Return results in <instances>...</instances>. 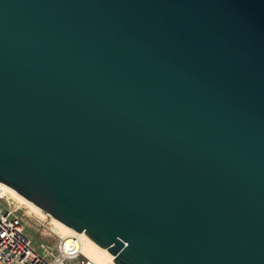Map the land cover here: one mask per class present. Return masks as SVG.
I'll use <instances>...</instances> for the list:
<instances>
[{
  "label": "water",
  "instance_id": "obj_1",
  "mask_svg": "<svg viewBox=\"0 0 264 264\" xmlns=\"http://www.w3.org/2000/svg\"><path fill=\"white\" fill-rule=\"evenodd\" d=\"M0 182L113 264H264V0H0Z\"/></svg>",
  "mask_w": 264,
  "mask_h": 264
},
{
  "label": "built area",
  "instance_id": "obj_2",
  "mask_svg": "<svg viewBox=\"0 0 264 264\" xmlns=\"http://www.w3.org/2000/svg\"><path fill=\"white\" fill-rule=\"evenodd\" d=\"M15 212L9 205H0V264H94L81 252L75 235H58L54 246L34 244Z\"/></svg>",
  "mask_w": 264,
  "mask_h": 264
},
{
  "label": "bare ground",
  "instance_id": "obj_3",
  "mask_svg": "<svg viewBox=\"0 0 264 264\" xmlns=\"http://www.w3.org/2000/svg\"><path fill=\"white\" fill-rule=\"evenodd\" d=\"M0 195L9 201L15 203L18 207H24L29 214H34L39 218H45L47 215L36 205L16 193L0 182ZM53 226H55L56 234L61 237L77 236L80 241V249L85 257L90 259L94 264H113L98 249H96L89 241L78 235L76 232L59 222L54 218H50ZM45 220V219H44ZM54 229V228H53Z\"/></svg>",
  "mask_w": 264,
  "mask_h": 264
},
{
  "label": "rangeland",
  "instance_id": "obj_4",
  "mask_svg": "<svg viewBox=\"0 0 264 264\" xmlns=\"http://www.w3.org/2000/svg\"><path fill=\"white\" fill-rule=\"evenodd\" d=\"M0 205H9L16 210V215L24 222L26 234L31 238L34 244H48L51 246L56 244L58 235L55 233L56 229L51 222V216L45 213L47 215L45 218H39L34 214H29L26 208L18 207L15 203L1 195Z\"/></svg>",
  "mask_w": 264,
  "mask_h": 264
}]
</instances>
